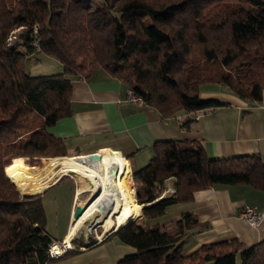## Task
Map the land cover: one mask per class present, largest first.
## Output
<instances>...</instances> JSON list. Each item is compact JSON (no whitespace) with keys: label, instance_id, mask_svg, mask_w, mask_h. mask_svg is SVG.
Masks as SVG:
<instances>
[{"label":"trees","instance_id":"trees-1","mask_svg":"<svg viewBox=\"0 0 264 264\" xmlns=\"http://www.w3.org/2000/svg\"><path fill=\"white\" fill-rule=\"evenodd\" d=\"M33 52L57 59L63 71L29 74L25 59ZM98 68L164 117L218 104L199 96L205 82L260 100L264 0H0V264L48 260L52 238L40 193L20 194L5 170L16 161L34 166L41 157L68 155L48 127L70 113L67 74L89 76ZM169 177L173 194L157 199ZM133 181L141 217L115 233L136 251L117 264H264V239L204 243L187 253L185 236L200 226L193 214L183 213L170 230L145 221L215 184L264 191L258 155L211 158L194 140H158Z\"/></svg>","mask_w":264,"mask_h":264},{"label":"crops","instance_id":"crops-1","mask_svg":"<svg viewBox=\"0 0 264 264\" xmlns=\"http://www.w3.org/2000/svg\"><path fill=\"white\" fill-rule=\"evenodd\" d=\"M48 57V61L52 62L54 58ZM54 60L57 61L54 62L57 68L55 72H62V63ZM67 76L71 82L70 113L48 127L53 136L64 142L69 152L65 156L117 152L128 162L133 185V174L148 162L152 145L158 140H194L202 145L206 155L211 158L256 154L264 162V89L261 99L256 101L239 97L222 84L205 82L200 85L199 96L217 100L218 104L164 117L155 107L127 100V85L103 68L94 70L89 76ZM185 122L188 124L184 125ZM56 179L39 193L45 209L43 198L47 192L53 191L52 198L58 202L73 186L71 198L62 207L61 218L49 224L45 212L46 232L53 240H61L72 223L74 208L80 199L87 196L84 190L89 183L86 179L81 180L75 172L63 173ZM82 182L85 185H81ZM174 183V177L165 179L157 199L173 194ZM83 193L86 195L83 196ZM107 196L106 204L112 201V195L107 193ZM245 204L264 212V191L247 184H215L194 191L189 201L168 206L158 216L156 223L164 227L171 224L172 229L183 213L193 214L200 226L189 229L185 236L183 251L186 249L187 253L204 243L230 239L251 245L264 239V219L251 225L240 217V208ZM108 215L95 231H76L72 239L73 248L69 249L72 251L67 250L46 264H117L125 255L134 253L136 248L121 241L115 233L116 222L110 227L101 228L106 224ZM109 217L113 218L112 215ZM53 225L57 228L51 227ZM101 231L104 237L96 241V235ZM89 239L95 241L91 243Z\"/></svg>","mask_w":264,"mask_h":264},{"label":"bare ground","instance_id":"bare-ground-1","mask_svg":"<svg viewBox=\"0 0 264 264\" xmlns=\"http://www.w3.org/2000/svg\"><path fill=\"white\" fill-rule=\"evenodd\" d=\"M111 165L116 167V173L113 176H110L108 172ZM69 172L77 173L83 181L86 179L88 183L92 182L84 190L87 191V196L80 199L74 210L85 205L87 199L96 191L98 185L101 186L105 198L107 193L112 195L110 197L114 204L110 205V202H107V204L105 202V207L97 208L95 201L86 207L80 216L73 217L65 237L55 243V249L58 252H63V248L59 243H63L64 246L69 248L73 247L72 239L87 218H93V221L84 226L92 229L97 226V223L99 225L103 224L105 217L112 212L108 216L113 215V222H116L114 228L119 229L139 216L141 204L137 203L135 199V189L131 183L128 162L117 152L109 151L83 156L50 157L47 162L35 169L17 162L5 170V175L19 192L30 194L41 191L45 186H48L49 182L55 180L58 175L68 174ZM79 193L80 191L78 190L77 201Z\"/></svg>","mask_w":264,"mask_h":264},{"label":"rangeland","instance_id":"rangeland-1","mask_svg":"<svg viewBox=\"0 0 264 264\" xmlns=\"http://www.w3.org/2000/svg\"><path fill=\"white\" fill-rule=\"evenodd\" d=\"M95 1H98V0H95ZM19 32H20V29L19 30L17 29L15 33L17 34ZM47 58H49L48 55H46L45 53H42V52H33V53H30L27 56V58L25 59V69H26V71L29 74H31V75H43V74L56 73L55 71H57V68H55V64L56 63H54V62H57V61L54 60V59H51V60H53L52 61L53 63H52L51 61H48L49 59H47ZM76 155H80V154H76ZM63 156H65V155H63ZM60 157H62V156H60ZM43 158H45V159H43ZM28 159H29V157H28ZM48 159L49 158H47V157H41L40 159H37V161L35 162V164H33L34 166L29 165V164L26 163V161H25L26 160V157H24V162L27 165H29L28 167H30L32 169H35V168L40 167L45 162H47ZM17 162L18 161H16V163ZM18 163H20V162H18ZM27 165H25V166H27ZM81 185H85V183H82ZM71 192H73V186L70 187V190L68 191V193H66L64 195L63 199H61L58 202L57 201H54L53 198H52L53 191L47 192L46 196L43 198V202H44V207H45L44 212H46V217H47V220H48L49 224H53L58 219V217L61 218L62 212H63L62 207H64L68 203V198L69 199L71 198ZM19 193L20 194H24V193H21V192H19ZM30 194H33V193H30ZM82 195L84 196V195H86V193H83ZM57 204H58L59 208H57ZM140 213H141V211H140ZM112 217H113V215H112ZM140 217H141V215H140ZM107 218H108L107 221H106L107 226L105 224L104 226H101V228L110 227L111 224H114L113 218H111L109 216ZM134 220H137V219H134ZM158 220H159L158 216H155V217L146 218L145 221L148 224H154ZM86 224H87V222L85 221L83 225H86ZM166 225L167 226H165V229L170 230L171 229V224H166ZM51 227H53L54 229L57 228L56 225H53ZM88 229L91 230V231L94 230L93 228L91 229V228H87L86 226H83L81 229H79V231L80 232L81 231L90 232ZM91 241L92 240L89 239V242H91ZM185 251H186V249H185Z\"/></svg>","mask_w":264,"mask_h":264},{"label":"built area","instance_id":"built-area-1","mask_svg":"<svg viewBox=\"0 0 264 264\" xmlns=\"http://www.w3.org/2000/svg\"><path fill=\"white\" fill-rule=\"evenodd\" d=\"M12 38H14V35H11L9 37V40L11 41ZM34 45L36 47L37 43L34 42ZM126 99L131 101V102H133V103H135V104L143 103L142 97L139 94L135 93L134 90L132 88H129V87L126 90ZM239 215L244 220L249 222L251 225H256L262 219H264V212L257 211L253 206H250V205H247V204L243 205L240 208ZM96 227H100V225L97 223V226H95L93 228L94 231H95ZM75 235H76V233H75ZM100 235H102V231L100 232L99 235H96V241H100L104 237V235H102V236H100ZM56 241H59V240H53L52 239L50 241L49 245H48V248H47L48 260L53 259V258H57V257L63 255L67 250L73 248V247L72 248L66 247V246H64L63 243H59L60 246H62V248H63V252H58V250L55 249ZM47 261H45L44 264H46Z\"/></svg>","mask_w":264,"mask_h":264},{"label":"water","instance_id":"water-1","mask_svg":"<svg viewBox=\"0 0 264 264\" xmlns=\"http://www.w3.org/2000/svg\"><path fill=\"white\" fill-rule=\"evenodd\" d=\"M109 175L113 176L116 173V167L114 165H111L108 169ZM89 184H92V182H89ZM87 192V191H85ZM97 198L98 201H97ZM107 198V194H106ZM106 198L104 193L102 192L101 186L98 185L96 188V191L87 199L86 203L82 207H78L73 211V217H78L82 214L83 210L88 207L92 202L96 201L97 208L105 207ZM113 204V201L110 202V205ZM87 224H90L93 221V218H87L85 219ZM95 225V223H93Z\"/></svg>","mask_w":264,"mask_h":264},{"label":"clouds","instance_id":"clouds-1","mask_svg":"<svg viewBox=\"0 0 264 264\" xmlns=\"http://www.w3.org/2000/svg\"><path fill=\"white\" fill-rule=\"evenodd\" d=\"M75 237V236H74ZM62 240V239H61Z\"/></svg>","mask_w":264,"mask_h":264}]
</instances>
